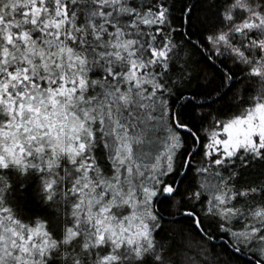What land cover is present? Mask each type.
<instances>
[{"label":"snow or ice","instance_id":"snow-or-ice-1","mask_svg":"<svg viewBox=\"0 0 264 264\" xmlns=\"http://www.w3.org/2000/svg\"><path fill=\"white\" fill-rule=\"evenodd\" d=\"M241 256L264 264V0H0V264Z\"/></svg>","mask_w":264,"mask_h":264},{"label":"trees","instance_id":"trees-1","mask_svg":"<svg viewBox=\"0 0 264 264\" xmlns=\"http://www.w3.org/2000/svg\"><path fill=\"white\" fill-rule=\"evenodd\" d=\"M219 243V242H217ZM248 257L241 256L237 262V264H247Z\"/></svg>","mask_w":264,"mask_h":264}]
</instances>
